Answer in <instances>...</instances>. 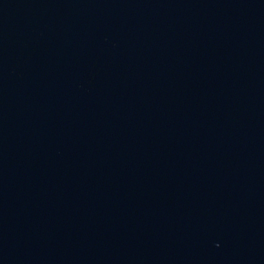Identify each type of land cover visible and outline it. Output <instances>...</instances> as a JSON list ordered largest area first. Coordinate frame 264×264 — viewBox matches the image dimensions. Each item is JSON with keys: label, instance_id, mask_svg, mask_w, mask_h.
I'll return each instance as SVG.
<instances>
[{"label": "water", "instance_id": "1", "mask_svg": "<svg viewBox=\"0 0 264 264\" xmlns=\"http://www.w3.org/2000/svg\"><path fill=\"white\" fill-rule=\"evenodd\" d=\"M0 264H264V0H0Z\"/></svg>", "mask_w": 264, "mask_h": 264}]
</instances>
